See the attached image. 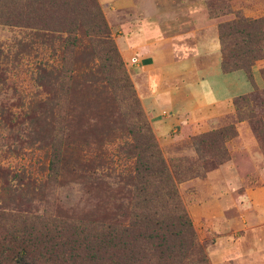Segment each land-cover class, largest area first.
<instances>
[{"label": "trees", "instance_id": "obj_1", "mask_svg": "<svg viewBox=\"0 0 264 264\" xmlns=\"http://www.w3.org/2000/svg\"><path fill=\"white\" fill-rule=\"evenodd\" d=\"M0 24L29 29L31 40L18 41V52L29 54L33 40L59 48L57 65L32 70L36 90L19 121L11 123L0 103V127H19L47 162L39 182L23 173L9 178L0 166V264H209L176 183L204 175L207 160L229 159L234 124L193 135L196 158L166 162L97 0H0ZM218 35L221 71L243 70L254 86L264 16L222 21ZM232 106L239 120L255 118L247 95L233 97ZM258 123L264 150V115ZM114 155L126 168L116 170ZM67 183H77L91 206L24 207L28 192L46 203L43 190Z\"/></svg>", "mask_w": 264, "mask_h": 264}, {"label": "rangeland", "instance_id": "obj_2", "mask_svg": "<svg viewBox=\"0 0 264 264\" xmlns=\"http://www.w3.org/2000/svg\"><path fill=\"white\" fill-rule=\"evenodd\" d=\"M115 1L119 0H97L108 24L110 37L121 56L165 161L179 157L196 158L191 143L193 135L228 124H234L236 128L237 134L225 143L229 153L227 161L216 165L212 160H207L204 163V175L176 183L209 264H264V150L254 131L255 124L260 125L259 117L264 115V58L251 67L255 84L251 93L247 92L252 89V84L243 70H235L237 72L222 78L216 92L221 95L220 100L247 95L255 118L239 120L230 105L232 98L194 109L192 98L182 95L178 101L172 99L169 111H160L161 115L167 117L166 123H153L151 121L155 117L152 118V110H156L154 106L152 108L147 92L150 87L146 88L145 81L137 74L142 53L141 39L136 34L141 29L140 23L145 25L147 21L143 22V18L138 20L135 9L107 11L108 6ZM171 7L176 10V14L187 16V25H199L192 21L193 17L204 18V24H212L207 42L211 39L213 28L212 36L219 46V61L221 51L218 24L238 16H264V0H171ZM202 37L203 33L199 31L184 41L178 40V43L194 45ZM30 40L29 29L0 24V103L12 112L11 123L15 119L19 121L22 103L36 90L31 75L37 63L57 65L59 60L57 42L53 47V44H39L33 40V50L29 54L18 52V41ZM162 42L158 40V45ZM174 56H178V53ZM172 84L171 81L163 85L161 90ZM46 89L49 91L48 87ZM179 101H186L187 108L193 111L183 109ZM185 120L187 123H184ZM7 126L0 127V166L9 171V178L23 173L25 177H33L37 181L45 180L42 168L47 162L42 150L28 147L25 143L26 133L19 127L8 129ZM20 127L23 128V125L20 124ZM109 149L113 151L115 144L109 146ZM128 164V161L114 155L113 166L117 171L126 168ZM38 194L28 192L24 198L27 200L24 207L40 213L47 203L56 206L61 204L63 209L80 212L93 203L90 197L80 192L77 183L58 185L45 192L43 190L40 194L47 200L46 203L44 199L35 197Z\"/></svg>", "mask_w": 264, "mask_h": 264}, {"label": "crops", "instance_id": "obj_3", "mask_svg": "<svg viewBox=\"0 0 264 264\" xmlns=\"http://www.w3.org/2000/svg\"><path fill=\"white\" fill-rule=\"evenodd\" d=\"M160 7L164 9L161 10ZM117 9H135L136 18L138 20L143 18V22L147 21L145 25L140 23L139 29H141L136 34L137 38L141 39L142 53L137 74L145 81V87H150L147 92L153 104L152 108L154 106L157 111L155 114L156 111L152 110L154 113L152 118L155 117V119L151 122L166 123L167 117L161 115L160 111L164 109L169 111L172 108V99L178 101L177 99L182 98V95L185 98H192L191 103L195 104L194 109L231 100L232 97L220 100L222 97L216 92L221 86V79L238 70L229 73L221 71L219 46L212 36L213 28H211V39L207 42L209 27H212V24H204L206 19L193 17L192 21L199 25L196 23L195 26L187 25V16L176 14V10L171 7V0H119L111 3L106 10ZM199 31L203 33V37L194 45L186 46L185 43H178V40L184 41ZM158 40L168 41L158 45ZM177 53L178 56H174ZM183 53L184 55L180 56ZM171 81L173 82L171 86L161 90L163 85ZM252 91L253 86L247 93ZM187 104L185 101L180 106L189 112L193 111L192 108H187ZM230 105L233 108L232 100ZM184 123L187 121L185 120Z\"/></svg>", "mask_w": 264, "mask_h": 264}]
</instances>
